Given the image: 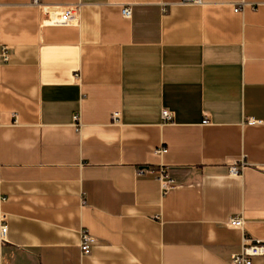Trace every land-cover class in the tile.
Here are the masks:
<instances>
[{
    "label": "crops",
    "instance_id": "obj_1",
    "mask_svg": "<svg viewBox=\"0 0 264 264\" xmlns=\"http://www.w3.org/2000/svg\"><path fill=\"white\" fill-rule=\"evenodd\" d=\"M38 1L79 18L0 0V264H231L264 240V0Z\"/></svg>",
    "mask_w": 264,
    "mask_h": 264
},
{
    "label": "built area",
    "instance_id": "obj_2",
    "mask_svg": "<svg viewBox=\"0 0 264 264\" xmlns=\"http://www.w3.org/2000/svg\"><path fill=\"white\" fill-rule=\"evenodd\" d=\"M181 4H201L202 0H180ZM33 5L39 7L41 13L45 17L43 20L44 25L55 26V27H63V26H71L74 25L79 18V10L80 4L64 6V7H51V6H43L39 3L38 0H32ZM234 11H239V7H235ZM131 14V10L129 7H124L121 10V15L125 18H128ZM2 60L6 61L8 55L5 53L3 49L1 53ZM162 118L165 121L171 120V114L164 110L162 111ZM203 124H208V120H204ZM250 124H255L256 122L250 120ZM159 153H165L164 150ZM247 163L245 161H241L239 164L231 165L228 168V174L231 176H235L240 174L241 170L247 167ZM260 173L264 174V165L253 167ZM144 172V169H139L137 171L138 174ZM157 179L160 182L161 190L167 191L174 187V181L168 177L166 167L161 165L157 171ZM228 227L242 230L244 226V222L241 218L234 217L229 219L227 223ZM7 225L6 218L4 215L0 216V247L6 243L7 237ZM93 240L84 232L81 233V241L79 244L80 251L83 255H88L91 249V243ZM257 257H264V240H250L243 243L239 253L233 254L230 259L231 264H253L252 260Z\"/></svg>",
    "mask_w": 264,
    "mask_h": 264
}]
</instances>
